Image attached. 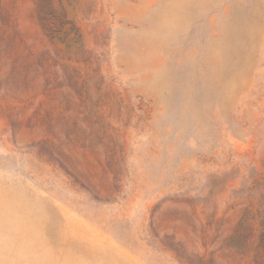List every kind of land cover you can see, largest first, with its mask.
<instances>
[{"label": "rangeland", "instance_id": "obj_1", "mask_svg": "<svg viewBox=\"0 0 264 264\" xmlns=\"http://www.w3.org/2000/svg\"><path fill=\"white\" fill-rule=\"evenodd\" d=\"M55 1L91 52L71 63L93 76L73 118L107 124L119 192L96 198L27 130L14 135L0 90V264H176L147 233L179 194L229 233L264 174V0ZM1 4L28 44L49 47L32 0Z\"/></svg>", "mask_w": 264, "mask_h": 264}, {"label": "trees", "instance_id": "obj_2", "mask_svg": "<svg viewBox=\"0 0 264 264\" xmlns=\"http://www.w3.org/2000/svg\"><path fill=\"white\" fill-rule=\"evenodd\" d=\"M32 1L49 47L28 44L0 0V90L10 99L5 118L14 135L27 130L40 155L96 198L110 200L119 192L122 157L109 144L107 124L99 129L74 119L91 102L93 76L71 63H91V52L55 0ZM246 192L241 214L227 234L217 228L213 233V213L206 222L200 219L197 209L200 204L205 208L204 199L179 194L162 200L151 213V246L176 264H264V174L254 177Z\"/></svg>", "mask_w": 264, "mask_h": 264}]
</instances>
